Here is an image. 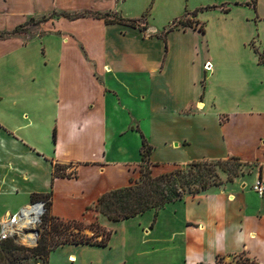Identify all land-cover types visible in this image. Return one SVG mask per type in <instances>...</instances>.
Listing matches in <instances>:
<instances>
[{
	"label": "crops",
	"instance_id": "crops-1",
	"mask_svg": "<svg viewBox=\"0 0 264 264\" xmlns=\"http://www.w3.org/2000/svg\"><path fill=\"white\" fill-rule=\"evenodd\" d=\"M143 4L0 0V221L32 196L48 195L53 217L96 221L112 232L103 247H58L63 260L53 261L54 250L48 264H215L232 256L264 264V195L252 190L255 180L264 181V66L254 53L260 79L236 86L217 68L205 33L193 35L196 29L173 30L163 41L148 21L139 31L61 16L92 11L132 20L138 18L131 11ZM36 18L50 19L43 34L25 44L17 33L9 35ZM139 103L145 109L140 121L133 110ZM119 110L138 127L146 125L141 133L152 148L154 177L173 169L161 161L187 156L191 147L202 160L236 157L253 171L156 215L150 210L109 221L87 208L137 180L141 163V135L130 131L128 117L116 124ZM55 164L71 167L75 176L53 178Z\"/></svg>",
	"mask_w": 264,
	"mask_h": 264
},
{
	"label": "trees",
	"instance_id": "trees-1",
	"mask_svg": "<svg viewBox=\"0 0 264 264\" xmlns=\"http://www.w3.org/2000/svg\"><path fill=\"white\" fill-rule=\"evenodd\" d=\"M112 15L113 14L108 12L102 13L92 11H84L78 15L61 14L62 17L68 20L92 17L95 19H102L106 24H119L137 28L139 31L145 30V25L140 27L138 23L145 19L147 15L132 20L116 16L112 17ZM187 16L189 20L183 21ZM195 17L196 11L174 20L171 26L164 29L157 37L164 41L168 33L178 28L183 30L186 28L196 29L204 34L203 24L198 21H191V18ZM24 26L25 25H22L16 28L9 35L18 33L20 28ZM253 51L257 56L258 63L264 66V51L259 52L256 48H253ZM151 151V146L147 144L146 140L141 135V163L139 165L138 179L131 181L130 185L127 187L104 193L92 206L88 207L87 210H92L104 216L109 221L114 222L134 218L150 210H153L156 215L157 212L163 209L167 204L179 201L183 199L185 195L194 196L200 192L207 191L211 187L222 184L218 175L219 169L222 171L227 170L228 172L232 171L235 175L234 177H236L238 168L246 165L236 157L216 161L199 160L192 161L185 165H173V169L170 172L154 177L151 174V164L149 162ZM65 169L66 166L64 165H53V178H72L75 176L73 172L66 175L63 172ZM232 179L233 178H229L227 181L230 182ZM48 199V195L32 196V201H43ZM49 205L48 202L46 205V214L42 218L40 236L36 247L23 249L17 247V244L13 240L0 242V245L3 246V248H7L9 252L15 250L31 253L34 256L42 258L43 262L46 264H48L50 253L63 245H91L97 247L107 245L112 233L111 231L101 227L96 221L85 226V223L81 220H63L53 217L50 215ZM71 228L72 230L69 231ZM86 228L92 230V236L88 237L83 233V230ZM26 258L28 257L23 256L19 258V255L14 253H9L6 256V260L12 261L13 264ZM215 264L258 263L245 256H234L231 261H226L225 257H217L215 259Z\"/></svg>",
	"mask_w": 264,
	"mask_h": 264
},
{
	"label": "rangeland",
	"instance_id": "rangeland-1",
	"mask_svg": "<svg viewBox=\"0 0 264 264\" xmlns=\"http://www.w3.org/2000/svg\"><path fill=\"white\" fill-rule=\"evenodd\" d=\"M139 1L140 3L144 2V4L141 9L131 11L132 14H134L133 18L139 19L142 16L147 15L145 16V19L139 21L138 25L140 27L147 25L146 22L148 21L149 24L159 32H162L164 29H167L169 26H171L174 20H177L186 14H192L196 11V17L191 18V21L194 22L196 19L201 24H203L205 39L207 40L209 51L217 55L219 61V66L217 65V68L220 67V71L223 72V77H226L230 84L236 86L247 84L249 83V80L253 78L260 79V72L255 73V69H259V66H257V62H255L253 48H256L259 52L264 51V0ZM147 12H149V14H146ZM43 15H47V13H44ZM55 15L56 14L53 16ZM187 17H185L183 21L189 20V17ZM43 19L45 18H36L33 22H28L24 27L20 28L16 36L20 38L21 44L27 43L30 38H33L34 36L43 34L42 27L50 20L48 19V21H45ZM176 30L182 29L178 28ZM180 34L181 32H179L178 35ZM193 35L201 37L202 39V34L200 32H193ZM188 42H192L193 45L195 41L188 40L186 44H188ZM204 70L208 72L209 68L206 67ZM203 83L205 84L204 78ZM133 110H135L134 114L139 121L144 118L145 109L142 103H139L138 107L133 108ZM126 117H128V126L130 127V131L138 130L137 132L142 135L141 129L145 128L146 126L144 123H141V125L139 123L140 126L138 127V120L136 119L134 122H131V118H129L127 111H114V121L116 124H119L120 121L124 122ZM3 133L7 135V133ZM171 141L178 140L175 139L168 141V146ZM182 149L183 148L180 150ZM188 151L189 152L187 156L183 154L175 156L173 154L170 155L171 157H167L168 159L161 161V163L173 166L185 165L186 163H190L194 160H202L201 154H199V152L196 150V147H191ZM108 158L111 160H120L122 157L113 156ZM64 166H66V169L63 172L66 175L70 174L72 172V168L68 167L67 165ZM252 171L253 169L250 165H244L238 168L237 176L234 177L235 175L232 171L228 172L227 170L222 171L219 169L218 175L222 181V184L211 187L210 189L218 188L227 184V180L229 178H233L230 182H234L238 179H246L251 175ZM186 196L188 195H185L184 197ZM84 225L88 226V224ZM71 230L72 228L69 231ZM83 233L88 237L92 236L93 234L92 230L89 228L84 229ZM16 246L23 249H28L18 244ZM9 253H14L16 255L18 254L19 258L23 256L28 257L26 259L19 260L16 264H46L43 262L42 258L34 256L31 253L15 250L9 252L7 248H3L1 245L0 264H13L12 261L8 259L6 260V256ZM58 257H60L59 261L63 260L61 251L55 249V253L52 257L53 261L57 260ZM232 257H226V261H231ZM51 264H53V262H51Z\"/></svg>",
	"mask_w": 264,
	"mask_h": 264
},
{
	"label": "built area",
	"instance_id": "built-area-1",
	"mask_svg": "<svg viewBox=\"0 0 264 264\" xmlns=\"http://www.w3.org/2000/svg\"><path fill=\"white\" fill-rule=\"evenodd\" d=\"M256 195H264V181L257 179L252 185ZM48 200L33 201L0 221V242L13 240L26 248H34L38 243L42 218L46 214Z\"/></svg>",
	"mask_w": 264,
	"mask_h": 264
}]
</instances>
